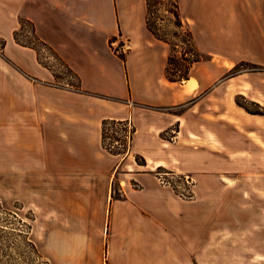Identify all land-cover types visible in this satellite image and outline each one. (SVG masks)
I'll list each match as a JSON object with an SVG mask.
<instances>
[{"label": "crops", "instance_id": "1", "mask_svg": "<svg viewBox=\"0 0 264 264\" xmlns=\"http://www.w3.org/2000/svg\"><path fill=\"white\" fill-rule=\"evenodd\" d=\"M146 1L0 0V196L36 215L32 236L40 224L53 264H211L236 253L242 228L245 249L264 255L254 182L264 175V116L237 103L264 106V0H178L203 56L184 83L166 77L171 47L148 30ZM21 19L80 89L16 42ZM241 63L261 69L231 74ZM106 119L136 128L125 157L104 148ZM159 167L191 176L193 199L163 184ZM230 175L244 184L231 188Z\"/></svg>", "mask_w": 264, "mask_h": 264}, {"label": "trees", "instance_id": "2", "mask_svg": "<svg viewBox=\"0 0 264 264\" xmlns=\"http://www.w3.org/2000/svg\"><path fill=\"white\" fill-rule=\"evenodd\" d=\"M147 17L146 25L148 30L159 40L167 43L170 47L177 51V49L183 46L184 61H180L175 57V55H170L168 60V65L166 68V77L171 82L184 83L190 79L191 70L193 66L203 60L199 49L197 48L193 36V32L189 25L185 22L182 13L181 7L178 0H147ZM161 11L170 14L174 19L175 29L172 32L163 33L159 24L152 21V16L156 13L159 14ZM159 22V20H158ZM185 25L188 27L185 28ZM27 28L31 29L30 34L32 37L28 41H23L20 38V32L26 31ZM28 34V33H27ZM15 40L22 46L30 47L41 53L40 51L48 50L52 57H54L63 68V72L59 73L54 66L48 64L47 62L40 57L41 64L53 71L57 82L64 83L75 89H80L81 87V78L80 76L59 56V54L45 41H43L37 34V29L35 24L27 19H21V28L17 30L14 34ZM174 39H180V43H176ZM116 41V38L111 39V45ZM38 44L39 46H37ZM2 49L1 53L6 45V40L3 39L1 42ZM122 45V44H121ZM117 55L126 63L127 56L126 54L120 53L117 49L115 50ZM247 65V69H241L242 66ZM261 67L249 64L241 63L239 64L231 74L241 73L243 71H256L260 70ZM63 81V82H62ZM237 103L239 106L243 107L247 112L254 115H263L264 116V106L247 99L245 96H239L237 98ZM179 131V126L175 129V134ZM136 132V128L132 125L130 120H115V119H106L103 121L102 125V137H103V146L111 154L120 155L125 157L127 153L131 150V145L133 138ZM136 161L140 166H147V161L144 156L136 155ZM159 171L156 173V176L161 179L164 178L166 181L170 182L174 188L177 195L185 199H193L194 192L191 191V187L185 181V175L180 174L179 177H176L174 171L167 170L164 167H159ZM166 174V177H160L161 174ZM168 175H172L173 178H168ZM183 183V186H177V183ZM182 187L185 192L181 190ZM188 191V194H186ZM119 197V196H115ZM0 212L2 218H0V229L6 233V238L13 240L11 246L15 247L19 243L24 242L26 245V251L32 255L34 260H41L43 264H51V262L45 258V256L39 251L35 241L32 237L33 226L28 222H24L19 215L12 211L6 210L2 206V201L0 200ZM30 219H33V213H31ZM7 217H5V216ZM3 249L0 248V264H5L1 254Z\"/></svg>", "mask_w": 264, "mask_h": 264}, {"label": "rangeland", "instance_id": "3", "mask_svg": "<svg viewBox=\"0 0 264 264\" xmlns=\"http://www.w3.org/2000/svg\"><path fill=\"white\" fill-rule=\"evenodd\" d=\"M158 20H159V22H158ZM152 21L157 22L159 24V27L161 28L163 33L172 32L175 29L174 22H173L174 19L172 18V16L170 14H167L164 11H161L159 14L156 13L155 15H153ZM187 27L188 26L185 25V28H187ZM30 30L31 29L27 28L26 31L20 32V38L23 41H28V39L30 37H32V35L30 34ZM2 40L3 39L0 40V53H1V49L3 48L1 45ZM174 41L176 43H180V39H174ZM36 45L39 46L38 44H36ZM182 47L183 46L179 47L177 49V51H174L171 48V55H175V57L177 59H179L180 61L185 63V61L183 59L184 54H183V48ZM116 49L120 53L126 54L124 51L125 48L123 45L120 44L119 46H117V48H115V50ZM40 52L41 53L39 54V58L42 57V59H44L45 62L54 66L55 69L59 71V73L63 72L62 71L63 68H61L59 62L54 57H52V54L48 50L43 49ZM1 54L4 55V50H3V53H1ZM247 68H248L247 65H244L241 67V69H247ZM176 112L181 113V110L176 111ZM177 126L178 125L174 126L165 135L166 139L172 140V138L175 136V129ZM135 160H136V156H135ZM259 165H264V159L259 160ZM164 168H166V167H164ZM139 169H143V166L139 167ZM158 169L159 168H155V169H153L152 172L156 175V173L159 171ZM166 169L170 170V171H174L173 169H169V168H166ZM174 172L176 173V177H179V175L181 174V173H177L176 171H174ZM165 175L166 174L162 173L160 175V177H166ZM171 177L173 178L172 175H168V178H171ZM224 178H225V182L227 184H231V188L233 186L239 184V183L244 184V182H245L244 179L240 180L243 177L238 178V177L230 175V176H226ZM254 182L257 183V187H258V191L256 192V194L258 196V197H256V200H257L256 204H257V210H258V216L259 217H258V223H257L258 238H257L256 246L258 247V249L260 251L264 247V175H258L256 177V181H254ZM176 183H177V186H181V185L183 186V183L182 184L178 183V182H176ZM171 188L174 190L173 187H171ZM180 188L183 192H185V190L182 187H180ZM192 190H193V188H191V191ZM114 192H115V196L121 195L120 189H119L117 184H115ZM192 192H194V191H192ZM228 192L229 191L227 190V195H229L231 193V192H229V193ZM186 194H188V191ZM232 194H234V193H232ZM232 194L230 195L231 197H233ZM242 194H243V196H246V201L248 202L250 200L249 199V191H247L245 195H244V193H242ZM183 199H185V198H183ZM231 199H233V200L235 199L234 201H237V196H234ZM0 200L2 201V206L4 209L12 210V211L16 212L19 215V217L24 220V222H28V223L32 224V226H34L33 222H32L33 220L29 218V217H31L32 212L26 211V209L24 208L23 204H21V202H17V201L10 200V199H3V197H1V196H0ZM245 204H246V202H244V200H243L242 201V209L243 210L246 209ZM247 210H248V207H247ZM2 217L3 216L0 212V218H2ZM5 217H7V216H5ZM33 219L34 220L36 219L35 214H33ZM36 227H37L36 231H35L34 235L32 236L34 238L33 240L35 241L39 251L45 256L46 259H48L51 262V264H53L52 261L43 253L42 248H41L40 224L36 223ZM248 234H249V230L242 228L241 229V237L242 238L237 239L234 243V246L239 248V249L238 248L236 249V253L221 256V260H222L221 262H218L217 256H211V260H210L211 264H264V255H261V254L255 255V254L247 251V249H245V248H248V246H249L248 241L245 240L246 236ZM228 236H232V235L229 234ZM12 242H14V241L6 238V233L0 229V248L3 249V253L1 254V256L3 257V261L5 264H43L41 260H34L32 255H30V253H28L26 251L27 249H26V245L24 242L19 243L15 247L11 246ZM107 264H108V261H107Z\"/></svg>", "mask_w": 264, "mask_h": 264}, {"label": "built area", "instance_id": "4", "mask_svg": "<svg viewBox=\"0 0 264 264\" xmlns=\"http://www.w3.org/2000/svg\"><path fill=\"white\" fill-rule=\"evenodd\" d=\"M160 180H161V182H162L163 184L172 187L171 183L168 182V181H166L164 178H161ZM185 181L187 182V184H188L191 188H193V186H194V184H195V180H194L191 176H189V175H185Z\"/></svg>", "mask_w": 264, "mask_h": 264}]
</instances>
